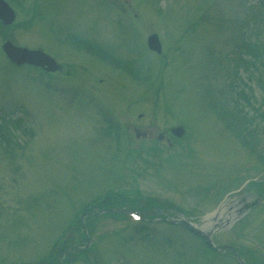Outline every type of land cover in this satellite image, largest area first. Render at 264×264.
Here are the masks:
<instances>
[{
    "label": "rangeland",
    "instance_id": "1",
    "mask_svg": "<svg viewBox=\"0 0 264 264\" xmlns=\"http://www.w3.org/2000/svg\"><path fill=\"white\" fill-rule=\"evenodd\" d=\"M6 1L15 17L0 23V264H238L166 217L139 215L174 209L199 223L224 203L236 218L214 246L264 264V80L253 77L264 67L243 63L247 41L264 39V7ZM153 33L160 54L147 48ZM6 40L43 50L58 70L14 65ZM233 107L253 146L220 116Z\"/></svg>",
    "mask_w": 264,
    "mask_h": 264
},
{
    "label": "water",
    "instance_id": "2",
    "mask_svg": "<svg viewBox=\"0 0 264 264\" xmlns=\"http://www.w3.org/2000/svg\"><path fill=\"white\" fill-rule=\"evenodd\" d=\"M0 18L4 23H8L13 19L12 11L3 0H0ZM151 42H154L155 46H152ZM149 46L152 49H156L157 51H159V45L155 35L149 37ZM2 48L5 51L6 55L10 58V60L17 64L26 62L35 65H49L52 62V60L46 57L44 54L36 51H28L26 49L13 47L9 42L4 43ZM47 69H52V67L48 66ZM181 133V128H177L175 130V134L180 135Z\"/></svg>",
    "mask_w": 264,
    "mask_h": 264
},
{
    "label": "trees",
    "instance_id": "3",
    "mask_svg": "<svg viewBox=\"0 0 264 264\" xmlns=\"http://www.w3.org/2000/svg\"><path fill=\"white\" fill-rule=\"evenodd\" d=\"M258 47L259 48H254L250 51L251 56L256 60L260 57V55H264V47ZM217 93L219 94V91ZM220 116L224 118L226 122H230L229 124L232 126L233 131L239 136L240 140L246 146H253L254 143H257V137L251 133L248 126L249 123L242 119L237 111V108L233 107L230 110L222 109L220 110Z\"/></svg>",
    "mask_w": 264,
    "mask_h": 264
},
{
    "label": "bare ground",
    "instance_id": "4",
    "mask_svg": "<svg viewBox=\"0 0 264 264\" xmlns=\"http://www.w3.org/2000/svg\"><path fill=\"white\" fill-rule=\"evenodd\" d=\"M235 215L232 209L221 207L214 215L207 217L202 224V229H213L217 225L224 224L227 221L234 220Z\"/></svg>",
    "mask_w": 264,
    "mask_h": 264
}]
</instances>
